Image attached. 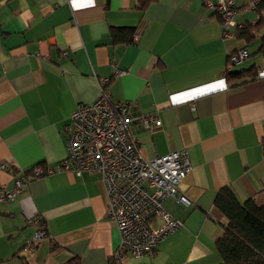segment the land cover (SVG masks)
Here are the masks:
<instances>
[{"label":"crops","instance_id":"crops-1","mask_svg":"<svg viewBox=\"0 0 264 264\" xmlns=\"http://www.w3.org/2000/svg\"><path fill=\"white\" fill-rule=\"evenodd\" d=\"M209 1L217 0H150L140 9L139 0H0V185L12 187L38 164L58 168L71 113L92 103L107 77L112 101L161 121L131 124L142 157L184 148L191 165L179 184L189 203L163 200L181 226L153 255L125 252L119 264H221L220 189L264 202V27L249 38L225 35ZM234 2L237 23H264V0ZM253 2L263 7L249 8ZM112 26L136 31L130 42L113 43ZM241 48L248 56L225 72ZM241 70L247 74L228 78ZM37 217L49 237L29 249ZM118 245L94 171L55 170L0 203V264H108Z\"/></svg>","mask_w":264,"mask_h":264},{"label":"built area","instance_id":"built-area-1","mask_svg":"<svg viewBox=\"0 0 264 264\" xmlns=\"http://www.w3.org/2000/svg\"><path fill=\"white\" fill-rule=\"evenodd\" d=\"M258 2L251 3L255 9ZM209 5L220 15L225 35L244 27L235 21L234 0H217ZM248 53L241 48L228 56L225 72L242 62ZM109 78L100 79L99 96L90 104L79 103L70 115L65 127L67 155L57 169L38 164L15 178L13 186L0 185V203H8L19 194L32 179L51 174L55 170H70L76 175L84 171L99 174L106 194V215L114 222L119 233V245L112 259L119 263L125 252L135 257L153 255L158 243L181 226L163 207L166 197H173L188 204L186 196L179 192V184L191 170L189 154L181 148L152 159L142 157L131 124L143 128L161 124L154 114L131 113V102L112 101L107 90ZM0 164V169H5ZM31 239L29 249L38 241L49 237L40 218Z\"/></svg>","mask_w":264,"mask_h":264},{"label":"trees","instance_id":"trees-1","mask_svg":"<svg viewBox=\"0 0 264 264\" xmlns=\"http://www.w3.org/2000/svg\"><path fill=\"white\" fill-rule=\"evenodd\" d=\"M150 0H139V8L142 9ZM261 3L257 10L262 8ZM264 27L260 17L255 24H246L237 29L238 36L251 37V30H259ZM134 26H112L109 29L113 43L132 40L135 34ZM261 45L259 51L264 56V32L260 36ZM247 74L241 70L230 74L228 78L241 77ZM264 153V137L261 140ZM215 205L227 218L223 233L215 242L216 249L221 256V264H264V202L258 203L254 198H248L243 202L238 201L229 187H223L215 198ZM65 264H79L78 259L72 258ZM108 264H119L110 260Z\"/></svg>","mask_w":264,"mask_h":264},{"label":"rangeland","instance_id":"rangeland-1","mask_svg":"<svg viewBox=\"0 0 264 264\" xmlns=\"http://www.w3.org/2000/svg\"><path fill=\"white\" fill-rule=\"evenodd\" d=\"M259 202H261V201H259ZM259 202H258V203H259Z\"/></svg>","mask_w":264,"mask_h":264}]
</instances>
